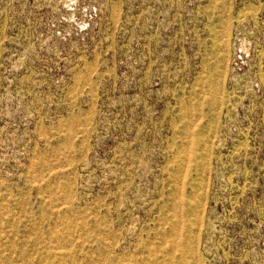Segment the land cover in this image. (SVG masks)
Returning <instances> with one entry per match:
<instances>
[{
	"label": "rangeland",
	"instance_id": "rangeland-1",
	"mask_svg": "<svg viewBox=\"0 0 264 264\" xmlns=\"http://www.w3.org/2000/svg\"><path fill=\"white\" fill-rule=\"evenodd\" d=\"M0 264H264V0H0Z\"/></svg>",
	"mask_w": 264,
	"mask_h": 264
}]
</instances>
